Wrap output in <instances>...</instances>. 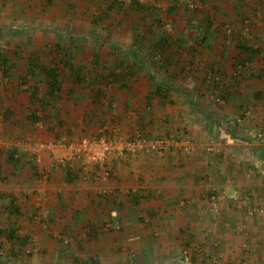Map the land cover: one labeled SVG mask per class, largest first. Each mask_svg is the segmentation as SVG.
Masks as SVG:
<instances>
[{"label": "rangeland", "instance_id": "374dc122", "mask_svg": "<svg viewBox=\"0 0 264 264\" xmlns=\"http://www.w3.org/2000/svg\"><path fill=\"white\" fill-rule=\"evenodd\" d=\"M111 1L0 0V193L5 195L0 199V229L14 228L18 238V241L10 242L6 236L0 237V264H93V261L99 264H193L192 259L199 248V243L193 240V235L199 232L192 224L197 214L196 204L192 201L197 195L191 194L182 206L178 190L183 188L180 163L187 161L195 165L193 163L201 162L196 165L202 169L199 177L203 182L198 187L202 185L209 197L213 184H209L204 176L210 161L225 155L219 144L224 139L217 132L216 140H210L211 135L203 134L202 130L205 132L209 128L207 122L210 119H221L215 111H229L228 108H236L237 102L244 100L234 96L228 103L218 104L215 98H203L204 91L210 94L206 90L209 84L204 82V73L199 71L209 72V65L215 61L217 68L226 73L223 83L231 91L240 93L253 86L248 80L241 87L242 79L250 78L249 71L241 74L240 88L230 79L237 75L236 60L244 57L238 50L239 43L263 50L264 56V1L204 0L206 4L203 5L202 0H179L178 10L172 15L167 12L175 5L174 0H137L143 7H148L146 11H133L136 0H117L123 6L111 10ZM207 15L214 19L215 26L210 40L204 42L196 33H202ZM98 17L105 18L101 25L94 24ZM167 36L173 43L183 39L199 55L206 52L202 54V65L192 57L194 53L181 52L179 59L184 63L181 67L189 63L187 71L192 78L183 76L174 80L181 67L170 68L157 59L159 64L154 71L158 78L166 82L171 80L172 84L176 82L178 87L169 94L175 105L161 109V103L156 104L154 130L147 132L150 139H145L143 147L135 153L126 155L129 152L126 150L122 155L123 149L133 143L132 135L142 130L134 113L143 106V95L151 87L148 81L136 86L137 95L133 98L120 93L117 88L106 89L107 98L94 103L86 80L85 86H73L68 79L64 94L57 101L45 106L31 101L28 91L37 80L29 78L26 81L24 77L35 53L38 62L53 67L62 58L59 49L69 51L73 65L84 67L87 79L95 75L93 55L100 54L102 65L107 69L113 67L116 52L113 48L128 46L134 52L138 48L142 58L154 51L151 41L159 42ZM99 40L104 43L103 47L98 46ZM178 50L174 48V51ZM154 53L148 56L150 65L156 58ZM173 55L174 52L169 51L168 58ZM166 67L172 70L173 78ZM254 69L256 73L263 72V58L255 61ZM65 72L69 74L68 70ZM261 82L254 89L264 88V81ZM37 86L38 94L43 97L47 86L41 80ZM126 104L128 108H125ZM129 105L133 107L129 109ZM245 105L247 111H255L257 107L248 101ZM32 115L40 121H34ZM256 120L250 123H256ZM220 121L219 124H229L223 119ZM194 132L199 136H193ZM102 138L117 144L106 162L84 167L75 159L79 142ZM162 140L171 143L168 153L143 151L149 150L151 142ZM38 143L56 146L43 151L39 163L30 150ZM218 149H221L220 154ZM237 149L242 150V146L233 147V151ZM13 151L17 154L16 166L7 160ZM68 165L75 174H80L77 181L68 178ZM222 165L217 172L220 178L227 173ZM79 167L84 168L83 173ZM229 170L235 174L240 172ZM240 181L243 184L237 183V178L219 183L217 186H224L219 189L225 191L211 197V202L206 196L204 209H207V217L213 214L215 219H220L223 212L220 208L224 203L231 204L233 214L245 211L240 231L235 224L230 227L232 230L237 228L240 236L252 240L256 235L250 229L262 227L264 209L255 206L252 211L245 210V205H249L245 204L247 201L239 200L236 191L257 188L248 179ZM158 189H163L161 194L141 200L138 206L129 201L132 191L144 196ZM10 197L16 200L18 215L9 211ZM247 197L250 202L255 198ZM206 228L200 232L208 235ZM23 239H26V245L21 243ZM250 240H245V245L240 247L249 254L255 248ZM205 246L208 245L205 243ZM214 250L215 255L219 254L220 243L213 244ZM255 262L262 264L258 258Z\"/></svg>", "mask_w": 264, "mask_h": 264}, {"label": "trees", "instance_id": "16d2710c", "mask_svg": "<svg viewBox=\"0 0 264 264\" xmlns=\"http://www.w3.org/2000/svg\"><path fill=\"white\" fill-rule=\"evenodd\" d=\"M199 1V0H198ZM203 1V5H205L206 1ZM175 5L171 7L168 10V14H175L176 11L178 10V4L179 0H174ZM205 3V4H204ZM115 6L122 7L123 4L117 0H112L111 1V10ZM148 10V7H143L139 1H135L133 3V11L134 10ZM157 10V9H155ZM158 11V10H157ZM193 11H198V10H193ZM104 17H98L94 20V24L100 23L104 21ZM206 21H204V27L202 33L197 32L196 35L198 38H201L204 42H207L211 38V33L214 28V19L210 18L208 15L206 16ZM160 23V19H158ZM202 34V35H201ZM109 37V36H108ZM108 39L106 42H108ZM146 41V38L143 40V43ZM202 41V43H203ZM99 47H103L104 43L97 41ZM105 42V44H106ZM152 42V48H154V51L151 53H148L144 57H140L139 49L137 48V51H131L129 50L128 46L123 48V49H117L113 48L116 50V52L113 54V67L105 68L102 65L101 62V55L96 54L93 55V63H94V69H93V74H95L91 78L85 77V69L84 67H78L73 65V60H71L72 57H70V54L68 53L69 51H66L64 49H59V52H62V58L59 59V64L57 63L53 67H49L46 65H42L41 62H38V54H34V58L29 62L28 64V69H27V74L24 77V79L27 81L29 78H33L36 81V84L34 87L29 89V94L32 103H38L40 106H45L49 105L48 102L51 101H57V99H60L61 95L64 94V90L67 84V80L69 79L73 86L77 85H84L85 80L87 81L88 87L92 93L91 98L93 99L94 103H97L101 99L107 98V94H105L106 89H115L117 88L120 90V93H126L129 98H133L134 95H137V88L136 86H139L140 83L144 80L148 81L151 85L149 90L144 94L143 96V106L142 110L140 109L138 113H134L137 115L136 118L137 124L142 128V130H138V132H135L132 137L131 141L133 142L132 144H137L139 140L142 142L150 139L147 136V132L151 133L155 125V119H156V104L159 102L161 103L160 108L164 109L165 107L168 106H174L175 104L171 100L169 94H171L172 90L178 89V87L175 85L173 82V85L170 81L166 82L164 79L158 78L154 71V67L159 64L157 63V59L161 60L160 62L164 65L169 66L170 68L172 66H177L181 67L183 61L180 58L181 52H185L188 54H193V58L196 59V61L202 65V55L203 53L206 52V50L200 55L199 52L196 51L194 48H189L188 43L184 41L183 39H178L174 43L169 40V37L167 36L166 38L164 37L163 40L161 39L159 42L158 41H151ZM164 44V45H163ZM198 44V43H197ZM140 46V45H139ZM177 47L179 48L178 51H174V48ZM238 50L240 51V54H243L244 57L238 58L235 62V69L237 71V75L231 77L230 80L236 81V84H238L237 88H240V78L241 74H243L244 70H248L252 68V65L255 64V61L258 58H263V50L255 48V46L248 45L247 43H239L238 44ZM169 51L174 52V55L171 59L168 58ZM119 52V53H118ZM155 52V53H154ZM154 53L155 59L154 63L152 65L148 64V56L152 55ZM140 57V58H139ZM120 58V59H119ZM132 58L133 60H131ZM134 61L136 62L134 64ZM4 62L6 63V60L4 59ZM156 62V63H155ZM190 64L187 63L185 66L181 67V69L178 71V73L175 75L174 80H177L179 77L187 76L191 77V74L189 71H187V68ZM62 66V67H61ZM163 67V66H162ZM100 68L103 70L100 71ZM105 68V69H104ZM167 69V72H169L170 76L173 78L174 75L172 76V70ZM65 70H68L69 74L67 75ZM209 72L203 69V71H199V73L203 74L204 73V82L209 84V87L206 89L210 94H207V92H203V98H215L216 103H221L222 101L224 102H229L234 96L239 95V92H236V94L232 93V89H230L229 86H227L225 83H223V78L226 76V73L223 72L220 68H217V63L213 61L211 65H209ZM67 72V73H68ZM194 72V71H192ZM6 74H8V71H6ZM190 74V75H189ZM255 75V74H254ZM264 72L260 77H264ZM170 77V78H171ZM198 79V78H197ZM43 82L47 86V91L45 92V95L43 97L40 96L39 93V88L37 84L40 82ZM68 80V81H69ZM226 80V79H225ZM39 81V82H38ZM85 86V85H84ZM175 88V89H174ZM104 89V90H103ZM202 92V90H200ZM199 91V92H200ZM75 91L73 89L71 90V93L74 94ZM197 92V91H196ZM70 93V92H69ZM198 94L194 95L195 97ZM137 97V96H136ZM120 100L117 101L119 103ZM116 103V104H117ZM210 104H208L209 106ZM129 109H131L133 106L129 105ZM125 108H128V105H125ZM221 109V108H220ZM137 111V110H136ZM150 117L149 119H147ZM34 121L38 122L40 121L39 118H37L36 115H32L31 117ZM166 118L165 120H167ZM170 119V118H169ZM149 120V121H148ZM155 120V121H153ZM170 134V133H169ZM146 139V140H145ZM178 139V137H177ZM180 139V138H179ZM178 139V140H179ZM147 149H143V151ZM148 152V151H147ZM132 152H126V155L131 154ZM152 153V152H151ZM17 154L15 151L11 152L8 155V163L11 165H17L16 163L18 162L16 158ZM67 176L70 179V181H77L79 179L80 174L78 173L75 174L71 170V165L67 166ZM78 170H80V173L84 172V168L79 167ZM1 174V173H0ZM37 174V173H36ZM3 178V177H2ZM7 177H4V180H6ZM154 194L152 192H148V194L144 195L138 192H130L129 193V201L138 206L141 203V200H149L150 198H153ZM5 197L4 194L0 193V199H3ZM11 198V205L9 206V211L12 215H18L19 214V209L17 208V203L15 198ZM132 205V206H134ZM155 212V211H154ZM154 214V213H153ZM139 221L143 222V219H139ZM93 233H95V230H93ZM17 231L13 228L12 230H2L0 229V237L6 236V238L10 242H16L18 241V238L16 236ZM21 243L23 245L27 244L26 239L21 240ZM196 258V257H195ZM194 262L196 259H192ZM93 264H99L98 262H94Z\"/></svg>", "mask_w": 264, "mask_h": 264}, {"label": "crops", "instance_id": "0c3cea01", "mask_svg": "<svg viewBox=\"0 0 264 264\" xmlns=\"http://www.w3.org/2000/svg\"><path fill=\"white\" fill-rule=\"evenodd\" d=\"M248 71L251 74L250 78L247 79V81H243V77H241L242 83H244L243 85L241 84V87L246 85L248 80L253 86L248 87L249 89H245L240 92L239 95H237L238 97H242L244 99L243 102L238 101V107H234L233 109L228 108L229 111L227 109H223V111H215V113L221 116V119L226 121L225 123L229 122L228 126H226V124H219L221 119H210L209 122H207L209 128H207L205 132L202 130L203 134L207 133L211 135L210 140H216L217 135L215 136V134L217 132L224 139V141L220 142L219 144L223 146L222 149L225 152V155L218 157V159H214V161H210L208 170L206 172L207 175L204 176L209 184H213L211 193L208 192L209 197L205 195L206 189H204L202 185L198 187V184L203 182L199 177L200 171L202 172V169L199 170L200 167H197L196 165L200 164L201 162L193 163L195 165H192L187 161H182L180 163L183 169L180 173V180H182L181 184L183 188L178 190L179 197L182 199V206H184L186 203L185 199H188L191 194L197 195V197H193L192 201L196 204L195 208L197 209V214L195 218H193L192 224L194 227L196 226L199 232L196 235H193V240L194 242L199 243V248L195 251L194 259H196V261L194 262L193 260V264H261L256 263L255 258L260 259L262 264H264V223H262L263 225L260 228L256 227L254 229H250V232L256 235H253L255 237L252 238V240L247 238L245 239L238 233L243 226L242 215L245 216V211L238 215L235 213V216V214H233L235 211L229 207L231 204L224 203L220 208L223 210V212H221L220 219H215L213 218V214H208L207 217V209H204L206 205V196L211 202V197L214 196L215 198L218 195L217 193H222L225 191V189H219L223 188L224 186L220 187V185H217L219 183L223 184V182H226L227 179L233 180V178H237V183L240 184H243V182L240 181L242 178L248 179L250 183H252L253 186L257 188L256 190L238 189L236 191L239 195V200H241V202L247 201L245 204L249 205L248 207L245 205V210L252 211L255 206L262 207L264 209V88L261 87V89L258 91L254 89L258 87V84L261 81H264V77H260L264 70L263 72L261 71V73H259L260 71H257L256 73L253 64L252 68L244 70L243 73ZM232 93L236 94L235 90H233ZM257 96L261 98H256ZM245 100L248 101L250 105H253V103L256 104L257 107L255 111H247L246 107L248 106L245 105ZM201 113L203 112L201 111ZM250 116L252 118H250ZM255 118H257L256 123H254L255 121L250 123L251 120ZM193 130H197L195 126ZM193 136L196 137L199 136V134L194 132ZM239 146H242V150L240 149V151H238L237 149L236 151H233V147L237 148ZM217 152L220 154L221 149H218ZM221 163L224 165L223 169L227 170V173L224 175V177L220 178L217 172L222 169V167L219 166ZM189 165L193 168H189ZM229 169L239 170L240 172L235 174ZM162 190L163 189H158V191L153 194L159 195L161 194ZM247 195L252 196L253 198L255 197L252 199V202H250L251 200L247 197ZM214 212H216V209ZM250 214L252 215V212H250ZM261 218L264 220V217ZM234 224L235 227H239V231H237V228L233 230L231 229L230 226ZM255 224L252 223V225L255 226L260 225L257 223ZM206 227H208V235L200 232L201 229L207 230ZM234 233H236V235H234ZM207 236L209 238H207ZM245 240H248V242L249 240L250 242H253L252 245L255 248L251 254L243 252V249L240 248L241 246L245 245ZM210 242L213 244L215 242L220 243V248L222 250L219 252V254L216 253L215 255V250L212 251L213 244L211 245ZM205 243L208 246H205ZM222 246H224V248H222Z\"/></svg>", "mask_w": 264, "mask_h": 264}, {"label": "built area", "instance_id": "2783aa9c", "mask_svg": "<svg viewBox=\"0 0 264 264\" xmlns=\"http://www.w3.org/2000/svg\"><path fill=\"white\" fill-rule=\"evenodd\" d=\"M170 142L169 140H162L157 142H151L148 144L149 150L148 152H160L168 153L170 148ZM116 142H112L108 139L102 138V139H84L81 142L77 144L76 149V160L82 164L84 167L87 165H101L102 163L106 162L109 157L113 154L115 148H116ZM144 142L139 140L137 144H131L127 149H123L122 155H124V152L127 150L129 152L135 153L138 148L141 146L143 147ZM56 146L54 145H47L45 143H38L35 146H31V154L34 156V159L39 163L41 156L40 154L47 150V149H54ZM188 150V149H187ZM186 151V150H185ZM187 152V151H186ZM194 152V151H193ZM190 154V152H187ZM63 165H66L64 162H62Z\"/></svg>", "mask_w": 264, "mask_h": 264}]
</instances>
